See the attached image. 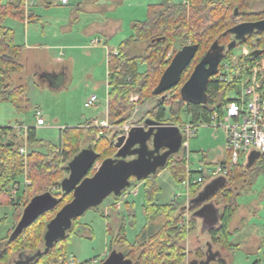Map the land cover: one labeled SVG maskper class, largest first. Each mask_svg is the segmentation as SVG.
I'll return each instance as SVG.
<instances>
[{
	"label": "trees",
	"instance_id": "trees-1",
	"mask_svg": "<svg viewBox=\"0 0 264 264\" xmlns=\"http://www.w3.org/2000/svg\"><path fill=\"white\" fill-rule=\"evenodd\" d=\"M258 0H189L188 5H183L179 0H162L157 4L148 6L147 18L143 21L132 23V35L126 39L116 52L107 54V118L112 125H121L130 117L134 107L141 105L149 98H156L155 105L148 111L149 118L161 123H174L180 125V112L182 109L189 114L191 122H209L215 110L220 111L221 106L227 102V93L236 84L209 78L205 88L204 99L201 102L187 101L181 95L180 89L189 78L195 65L208 52H221L223 58L231 61L233 51L239 45H250L253 49L264 48V31L252 32L244 39L233 42L234 37L229 28L236 24L235 19L241 21H256L264 18V8L252 10V5ZM32 11L26 7V0H0V102H10L17 111H21L28 103L22 84L11 83V75L24 71V65L18 61L22 50L21 45L14 42V31L2 24L6 17L20 21L31 20ZM36 19V18H35ZM141 41L146 47L141 54H129L123 45ZM178 44V48H173ZM197 44L198 49L189 65L183 70L179 83L165 93V97L153 93L163 71L171 61L177 50L184 45ZM173 49V50H172ZM172 50L171 56L168 53ZM264 58V52L258 56L241 57V61H252ZM144 65L143 71L139 67ZM131 94H138L137 101H131ZM170 117L167 118L166 115ZM85 125L66 127L60 133L59 145L48 143L42 151L44 141L36 138L34 127H28L24 139L13 126H0V206L10 205L15 207L13 226L8 234L0 239V264H68L67 244L71 234L80 233L77 220H72L71 228L65 236L56 241L53 246L45 250L43 235L46 223L55 215L60 207L72 198L71 193H63L60 181L68 174L67 164L71 158L83 147L81 143L88 135L94 150L98 153L96 162L112 156L116 148L113 140L117 132L111 134V129H99ZM29 151L22 154L19 148L24 146ZM252 163L230 164L223 160L229 167L230 177H217L214 182L208 183L210 187L208 200L221 204L216 224L206 229L212 242L219 244L222 250H233L237 244L229 240L231 231L230 222L238 209L236 201L238 193H234L228 184L240 180H254L258 173H264V154L253 152ZM170 159V158H169ZM185 156L167 162L177 181L186 177ZM95 171L93 167L88 175ZM24 175L30 183L26 185L22 195L25 199L23 208L30 199L38 194L49 192L60 198L59 203L52 210L39 216L30 226L14 239L9 235L19 221L22 209L11 193V187L17 184L19 177ZM152 176L144 181L145 202L144 211L149 221L158 215H163L165 221L158 231L150 232L146 239L129 243L125 236V222L120 218L116 230L112 232L107 217V231L110 234L109 249L116 250L117 245H127L124 253L131 259L132 264H185L187 260L186 249L181 243L187 236V227L180 224V205L175 201L158 204L154 202V195L159 187ZM204 178L202 182L189 185V197L195 198L204 183L209 181ZM249 180V179H248ZM118 198V197H115ZM199 202V201H198ZM128 203V202H126ZM200 204L189 201V211H194ZM191 214L189 226L194 224ZM40 251L39 254H36ZM119 251V250H118ZM195 257L205 256L202 249L194 252ZM81 264H86L81 263Z\"/></svg>",
	"mask_w": 264,
	"mask_h": 264
},
{
	"label": "rangeland",
	"instance_id": "rangeland-1",
	"mask_svg": "<svg viewBox=\"0 0 264 264\" xmlns=\"http://www.w3.org/2000/svg\"><path fill=\"white\" fill-rule=\"evenodd\" d=\"M46 1V0H42ZM162 0H71L69 4L75 8L77 2H81V10H84L87 17H82L90 21L92 17L95 22L104 23V26L110 27L107 36L102 33L90 34L85 39H81V48L62 49L66 56V61L70 65V80L64 82V71H49L42 73L40 68L37 69L27 66L25 71L20 72L18 76L11 75V83L14 85L22 84L24 92L28 99L27 105L17 111L10 102H0V126H23L24 129L34 127L36 138L44 141L42 151L48 143L59 145L60 133L66 127L85 125L91 123L94 119H104L107 117V77H106V59L107 54L115 52L116 49L132 35V23L143 21L147 18L148 6L157 4ZM38 2V1H37ZM65 6V5H64ZM80 6V5H79ZM60 8H63L62 6ZM264 8V0H258L252 5L253 11ZM36 9V8H35ZM64 11V8L61 9ZM60 10V11H61ZM37 12H44L40 8ZM89 13L94 15L89 17ZM77 14V13H76ZM97 14V15H95ZM78 16V14H77ZM112 20H118L112 22ZM85 22V21H84ZM236 23L240 22V18L235 19ZM16 19L6 17L2 20V24L12 27L16 24ZM88 24V22H86ZM234 37V36H233ZM96 41V42H95ZM146 43L137 41L133 44L123 45V49L129 54H141L144 52ZM175 44L173 48H178ZM173 50V49H172ZM172 50L168 53V58L172 54ZM22 52V50H21ZM250 52V45H239L233 51L231 60H238L246 57ZM50 55L55 54V50L47 52ZM246 55V56H245ZM44 56V54H43ZM39 59L40 65L46 66L44 57ZM21 57L19 55L18 61ZM40 57V56H39ZM263 59L264 58H260ZM222 61H229L223 58ZM102 62V64H100ZM53 65L59 67L54 61ZM28 65V62H26ZM145 66L139 67L143 71ZM39 71V73H38ZM264 74V70H263ZM15 75H17L15 73ZM40 75L46 78L47 82L40 81ZM19 77L20 81L14 80ZM264 81V79H263ZM91 94L97 96L95 105L85 106L84 103ZM235 91H228L227 96H235ZM138 94H131L130 100L137 101ZM156 98H149L141 105L137 104L131 112L130 117L121 125H143L145 118H149L148 111L155 105ZM40 109L45 120L43 125H36L34 115L35 109ZM170 117L169 114L166 115ZM183 122H190L191 118L183 109L180 112ZM120 125H112L111 134L118 131ZM25 131V130H24ZM21 133V132H19ZM23 133V132H22ZM22 139L23 136L19 134ZM118 135V133H117ZM116 138V137H115ZM114 138V140H115ZM187 145L183 144L179 151L173 154L168 162L183 156L186 158L185 166L186 177L183 181H177L171 169L167 166L159 168L157 172L151 175L159 187L158 192L154 195V202L158 204L175 201L180 205L181 219L180 224L186 226L187 236L181 242L187 255L185 264H264V173H258L254 180H250L253 172L250 173L248 179L229 183L234 193L239 195L236 198L238 209L235 212L229 228L237 231L238 238L236 243L238 247L233 250H222L219 244L213 243L211 237L207 234L206 229L216 224L219 210L213 200H208L207 196L210 192L208 183L214 182L215 178L210 179L203 184L205 191L198 193L196 197H189V184L187 176L196 178L202 168L213 165L224 160L227 156L225 150V134L221 127L199 125L195 132L185 137ZM91 142V136H86L81 145L86 146ZM25 146V143H24ZM27 151V147H25ZM247 157L240 158L239 163L244 165ZM100 162L94 164V168ZM230 177L228 173L226 179ZM130 187H138L136 195H129L128 203L121 200V197L115 198L113 194L107 196L98 206L87 209L80 217H78V229L80 233H73L67 244V260L68 264H98L106 258L110 253L109 242L110 234L107 231V217L111 220L109 225L114 232L120 223L122 217L125 222V236L129 243L146 239L150 232L158 231L161 224L164 223V216L158 215L151 220L146 219L144 211V202L146 199L144 181H138L130 178ZM19 192L16 197L22 195L25 186L24 175L19 177ZM200 205L189 211V201L192 204ZM199 201V202H198ZM25 199L21 196L18 201L19 206L23 208ZM23 210V209H22ZM191 214L194 218V224L189 226ZM115 249L118 251L127 250V245H117ZM202 249L205 256L197 258L194 252ZM222 253V256H215Z\"/></svg>",
	"mask_w": 264,
	"mask_h": 264
},
{
	"label": "water",
	"instance_id": "water-1",
	"mask_svg": "<svg viewBox=\"0 0 264 264\" xmlns=\"http://www.w3.org/2000/svg\"><path fill=\"white\" fill-rule=\"evenodd\" d=\"M259 31H264V18L241 21L229 28L234 36L233 42ZM197 49V44H188L175 52L153 90L154 95L164 98L165 93L179 83L183 70L189 65ZM263 52L264 48H258L251 50L248 55L254 57ZM222 59L221 52L206 53L181 86L182 97L192 102L203 101L209 78L217 73ZM182 141L183 135L178 125L145 118L143 125L132 126L126 134L116 136L113 140L115 153L104 158L92 175L88 173L94 167L98 153L92 144L83 147L68 162V174L60 181L61 191L71 193L72 198L46 223L43 235L45 250L65 236L74 218L80 217L87 209L98 206L110 194L118 197L123 190L128 189L131 185L130 178L141 181L166 166L168 159L179 151ZM59 201L60 198L49 192L33 196L23 208L9 239L20 235L39 216L55 208ZM39 253L37 251L36 254ZM220 262L224 263L222 259ZM98 264H132V261L123 252L112 250Z\"/></svg>",
	"mask_w": 264,
	"mask_h": 264
},
{
	"label": "built area",
	"instance_id": "built-area-1",
	"mask_svg": "<svg viewBox=\"0 0 264 264\" xmlns=\"http://www.w3.org/2000/svg\"><path fill=\"white\" fill-rule=\"evenodd\" d=\"M60 3H67L69 0H58ZM183 5H188L189 0H179ZM96 42V41H95ZM116 52V51H115ZM114 52V53H115ZM249 53V52H248ZM248 53L246 55H248ZM245 55V56H246ZM264 61L263 59H255L240 63L238 60L234 61H220L217 73L211 76L213 80L234 83L236 88L230 91H235V96H227V102L221 106L220 111L215 110L211 115L209 122H184L180 125V130L183 135L182 145H187L185 137L195 132L197 126L207 125L214 128L221 127L225 134V150L227 153L225 161L230 164H240V158L250 156L252 152H259L264 154ZM97 96L91 94L85 101V106L95 105ZM34 115L36 118V125H43L45 120L40 109H35ZM88 126L99 129L102 133L104 128L110 127L108 118L94 119ZM14 127V126H13ZM132 126L120 125L117 133H127ZM19 132L25 135L26 129L21 125L14 127ZM25 130V131H24ZM22 133V134H23ZM20 153L26 154L25 146L19 148ZM223 161V160H222ZM222 161L213 165L202 168L196 178L187 176V183L195 184L202 182L204 178L227 177L229 167ZM98 165V164H97ZM96 165V166H97ZM187 168V165H186ZM25 178V186L30 181ZM19 180L17 184L11 187V193L16 197L19 192ZM138 191L137 186L130 189H125L118 197H121L123 202H128L129 195H136ZM72 264V263H71Z\"/></svg>",
	"mask_w": 264,
	"mask_h": 264
},
{
	"label": "crops",
	"instance_id": "crops-1",
	"mask_svg": "<svg viewBox=\"0 0 264 264\" xmlns=\"http://www.w3.org/2000/svg\"><path fill=\"white\" fill-rule=\"evenodd\" d=\"M70 1L71 0L63 4L58 0H46L45 2L42 0H26V7L33 12L34 18L31 20L25 19L24 21L16 19L17 23L12 27L4 25L14 31V42L22 46L19 62L24 65V71L27 66L35 69H37V67H42L40 68V72L42 73L51 70L57 72L58 70H63V80L64 82H68L71 76V66L68 65V61H66V56L62 52V49L83 47L79 41L85 39L90 34L102 33L107 36L111 33L109 30L110 27H107V24L104 26V23L95 22L93 19L94 17H92L94 15H91V13H89V17H92L90 21L86 19L82 21L81 18L87 17L88 13L85 14L84 10H81V2H77V7L74 8L72 4H69ZM61 6L64 8V11L61 10L63 9L60 8ZM35 8H40V10L42 9L44 12L39 13ZM114 21L118 20H112V22ZM86 22H88V24H86ZM50 49L55 50V54L52 56L50 53H47ZM41 56L44 57V61L48 62L47 67L40 65L39 59H42ZM54 61L58 63V68L53 66L57 65ZM26 62H28V65ZM100 64H102V62ZM105 69L107 77V59ZM16 74L17 75L14 74V76H18L20 73ZM14 78V80L20 81L19 77ZM40 81L42 83L47 82L43 75H40ZM251 154L248 156L246 163L250 162ZM14 210L15 207L10 205L0 206V239L4 238L13 226ZM230 231L231 235L229 240L234 244H239L235 242L239 236L237 235L238 232L234 229H230ZM214 251L218 253L216 250ZM218 256L223 257L222 253H218L215 258Z\"/></svg>",
	"mask_w": 264,
	"mask_h": 264
}]
</instances>
